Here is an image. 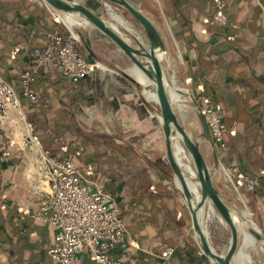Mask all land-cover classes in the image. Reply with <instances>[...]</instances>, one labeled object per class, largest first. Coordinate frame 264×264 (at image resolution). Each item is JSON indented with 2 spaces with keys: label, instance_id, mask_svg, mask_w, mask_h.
<instances>
[{
  "label": "crops",
  "instance_id": "obj_1",
  "mask_svg": "<svg viewBox=\"0 0 264 264\" xmlns=\"http://www.w3.org/2000/svg\"><path fill=\"white\" fill-rule=\"evenodd\" d=\"M148 1L159 7L160 22L171 41L169 47L166 44L168 53L163 63L176 69L180 60L193 93L208 94L227 110L225 122L230 132L226 148L220 149L215 184H221L227 192L232 180L245 196L251 212L230 205L252 227L253 220L243 214L248 210L254 224L264 233V0H226L224 11L229 12L237 25L224 33L209 23L213 0ZM50 30L62 31V28L57 14L42 0H0V76L18 90L19 75L30 64L32 50L45 47L46 32ZM50 80L43 76L38 84L48 88ZM86 80L93 95L88 109L98 115H115V122L111 121L109 128L147 131L150 123L146 121L142 103L136 100L131 82L117 74ZM54 104L52 98L47 115L54 114ZM29 109L27 102L20 110L11 109L0 131V264H52L48 251L55 245L56 229L35 217L50 192L48 164L41 155L49 140L42 142L34 136V131H29ZM160 133L164 135L162 126L158 130L154 127L151 139L158 140V145H161ZM162 144L165 146V137ZM206 147L210 151L207 144ZM237 169L251 177L262 176L261 188L249 193ZM142 176L146 184L141 190L135 187L132 192L123 185L125 196L120 191L125 200L127 229L134 242L127 253H119L127 264H156L158 248L174 232L172 227L170 233L166 229L169 220L163 215L177 208L175 200H169L172 190L176 191L171 187L173 177L166 176L147 157L146 174ZM179 197L184 203L182 196ZM180 215L179 210L173 217L178 220ZM173 263L191 264L179 251ZM76 264L98 263L83 251Z\"/></svg>",
  "mask_w": 264,
  "mask_h": 264
},
{
  "label": "built area",
  "instance_id": "obj_2",
  "mask_svg": "<svg viewBox=\"0 0 264 264\" xmlns=\"http://www.w3.org/2000/svg\"><path fill=\"white\" fill-rule=\"evenodd\" d=\"M225 6V0H215L211 19L218 25L235 27L224 11ZM50 37L51 41L45 47L33 51L35 63L29 64L20 75L19 93L0 76V131L11 109L20 110L23 103L40 100V96L31 89L37 66L46 65L56 56L65 76L74 81L91 77L94 66L78 52L76 37L60 33ZM197 100L214 143L225 149L224 137L228 131L225 109L211 105L204 94L198 95ZM27 126L32 132L33 125L27 121ZM73 148L74 151L62 159L53 157L48 150L41 152L42 159L48 164L50 192L35 217L56 229L55 245L48 251L52 264H76L83 251H87L98 264H127L119 253H127L134 242L120 208L122 194L119 190H108V179L96 181L86 178L74 163L80 150L75 145ZM241 178L248 192L252 193L259 185L256 176ZM175 253L174 247L162 245L158 248L156 264H174Z\"/></svg>",
  "mask_w": 264,
  "mask_h": 264
},
{
  "label": "trees",
  "instance_id": "obj_3",
  "mask_svg": "<svg viewBox=\"0 0 264 264\" xmlns=\"http://www.w3.org/2000/svg\"><path fill=\"white\" fill-rule=\"evenodd\" d=\"M225 2L227 7V1L225 0ZM214 9L215 0H213V9L209 19L210 25L212 27H217L219 30H221V33H224V30L227 28H233V26L230 25L221 26L214 23L211 19ZM225 13L228 16L229 21L232 24L237 25V22H235L232 16L229 15L227 10ZM46 33V45L51 41L50 35L52 34L60 33L67 35L66 33H63V31L58 30H50ZM225 35L227 34L225 33ZM34 50H32V53ZM77 50L80 55L88 62L91 63L94 60V58L84 49V47H80ZM34 63L35 61L32 57L30 64ZM26 70L27 67L20 73V75ZM20 75L19 90L12 83H10L6 77L3 75H1V77L11 84L19 93L21 91ZM43 76L50 77V87L44 88L39 86L38 81L43 78ZM31 89L34 91V93L40 96V100L37 102L27 103V105L30 106V114L28 115V119L34 127V136L42 142L49 140V144H47L45 147L46 150L50 151L53 157L58 159L66 157V155L74 151L73 147L75 145L80 150V154L75 158L74 163L86 178L96 181L108 179V190L112 192L117 190L122 191L124 196L125 186L128 187V190L132 192L133 190L135 191V187L140 190L142 189L144 184H146V178L143 176L132 175L133 173L127 170L124 166L128 164L130 165V163L133 162L132 154H135L133 149L129 148V145L121 138L114 137L106 132L99 133L93 131V129H87V127L83 126V124L78 119L77 116L83 108L86 100L91 98L89 84L86 79L74 81L73 79L65 76L60 67L59 61L55 56L46 65L37 66V71L34 74V80L31 83ZM205 97L208 99L211 105L224 108L222 105L212 100L208 94H205ZM52 98L55 100L53 108L54 114H49V116L45 112L47 109L51 108L50 101ZM225 111L226 119L228 113L226 109ZM225 123L227 125V122ZM228 132H230L229 128L224 137L226 146V137ZM216 148L219 155L221 148L217 144ZM164 166H167V164ZM236 171L239 172L238 169ZM240 175L244 177H251L245 173H240ZM256 177L259 178V185L252 193L257 192L263 183L262 176ZM240 180L241 183L244 184L243 179L241 178ZM120 183L122 185H120ZM176 197L177 200L175 199ZM179 198L180 197L178 193L172 190L171 194L169 195V200H175L174 204L175 208H177L174 211H171L172 213L170 211H166L163 213V215L164 219L166 218L169 220V225H166V229L170 233L172 227L174 231L172 235L173 238L172 236L169 237L168 240H164V242L162 241V244L172 246L176 249V252L179 251L183 253V255H186V257L189 259V263L191 264H205L197 254L199 250L193 237L187 233L186 229L191 225V219L185 204ZM124 201L123 199L120 201V208L125 221ZM179 210L181 215L177 220L175 217H173V215H175ZM208 264L215 263L209 261Z\"/></svg>",
  "mask_w": 264,
  "mask_h": 264
},
{
  "label": "rangeland",
  "instance_id": "obj_4",
  "mask_svg": "<svg viewBox=\"0 0 264 264\" xmlns=\"http://www.w3.org/2000/svg\"><path fill=\"white\" fill-rule=\"evenodd\" d=\"M82 4H85L87 7H89L91 10H93L97 15L101 16L102 18L106 20H114V17L112 14H110L107 11V8L104 4V1L102 0H78ZM130 2H134L133 4L137 7L139 6L141 9L144 10V12L150 16L152 21L156 24L158 27L160 33L162 32L164 35H162L165 45L167 44L168 47L171 43L169 39V35L167 34L166 30L163 27V23L160 22L159 17V7L148 0H129ZM114 9L115 13L121 20L123 21L122 24L124 25H118L119 30L123 34L125 38L129 40V42L135 46H137L136 41L134 40L133 36L129 37L128 32H130L134 37H141L143 38L145 46L147 44L148 46V40L147 37L141 28V26L124 10L116 7L113 4H110ZM57 19L59 24L61 25L63 33H66L70 37H78L81 33L82 37L85 39V41L88 43L90 48L96 53V55L100 58L102 61V64L98 65V62L96 60H93L91 64L94 66L93 73L91 75L92 78H103L106 77V75H113L116 76V73L112 70L122 69L126 70L128 73L131 74L130 68L133 66L132 61L99 29H97L94 25L90 24H83L74 27L72 30L69 29L66 24L61 20V18L57 15ZM117 24V22H116ZM75 35V36H74ZM165 38V39H164ZM139 39V38H138ZM166 45V47H167ZM77 46L78 48L83 47L79 40H77ZM167 47V48H168ZM173 50L172 48H170ZM164 66L166 67L168 74L172 78L174 85L178 87L179 89L191 92L193 91L190 88L189 80L187 79L182 62L179 60L177 62V68L168 66L167 63H164ZM104 68L107 71L99 70V68ZM118 75V74H117ZM90 77V78H91ZM88 82V80H87ZM89 88H90V83ZM131 85V84H130ZM143 86V85H142ZM131 89L134 90L136 100L142 103V107L145 112L146 121H149L150 124L146 126L147 131L142 132L138 129H132V128H122V127H116L115 129L109 128L111 121L115 122V115L112 114H101L98 115V113L92 111V109H88L93 102V98L90 94V99L86 100L83 108L81 109L80 113L78 114V119L83 124V126H86L87 129H93L95 132H106L114 137L123 139L129 146V148L133 149L135 154H132L133 162L130 163V165H124L125 168L131 173L132 175H138L142 176L146 174V157L150 159L151 161H154L157 166H160V169L163 171V173L168 176L171 179L172 172L167 166H163L166 163V157H165V146L162 144V141H164V135L161 134V145H158V140L151 139L153 136V129L155 127V130L157 128L160 129V120L158 116H160V112L158 110L159 105L152 101L148 100L143 95V88H137L130 86ZM144 87V86H143ZM152 88L154 89V86L152 85ZM195 98L197 99V95H195ZM181 109L177 108V112L179 115L180 120L182 121L183 125L187 129V131L194 136H199L201 134V128L199 125V122L197 120V117L195 115V110L193 107V104L188 96L185 97V101L181 102ZM103 118V119H102ZM105 122H104V121ZM113 123V122H112ZM114 125V123H113ZM108 127V129H106ZM152 131V132H150ZM157 143V144H156ZM206 142L204 140L201 141V149L203 154L205 155V158L208 163L212 164V155L209 150H207ZM160 161V164L159 162ZM171 182V181H170ZM220 191L222 192L223 196L227 200L229 204L234 206L236 209H240L242 207L247 208V200L243 193L239 190V188L234 184V182L231 180V187L230 189L225 192L222 188L221 184L216 185ZM171 187H173L180 196L179 191L177 190L176 184L171 182ZM229 192V193H228ZM214 209V208H213ZM249 210V209H248ZM250 211V210H249ZM214 212L217 214L218 217L219 214L214 209ZM251 212V211H250ZM212 217L206 218V229L208 231V236L211 241V243L215 246L218 253L225 254L227 252V248L229 246L230 242V229L226 224H223L219 218L215 215ZM190 215V213L188 212ZM250 218L254 221L253 215L250 213ZM191 219V218H190ZM187 233L191 235L196 243V246L199 250L197 253L198 256L201 258V260L208 264L209 261H211L208 257L202 253L199 241L195 235V232L192 228V222L189 228L186 229ZM263 246V245H262ZM249 255L252 257V260L256 264H264V253H261L259 255L256 254L255 251H250Z\"/></svg>",
  "mask_w": 264,
  "mask_h": 264
},
{
  "label": "water",
  "instance_id": "obj_5",
  "mask_svg": "<svg viewBox=\"0 0 264 264\" xmlns=\"http://www.w3.org/2000/svg\"><path fill=\"white\" fill-rule=\"evenodd\" d=\"M42 1L52 12L57 14L59 17H61L62 15H75L82 16L90 20L92 25H94L97 29L104 33L132 61L133 65L138 70H140L153 85L156 86V89L159 93L158 110L161 117L160 123L165 137V157L167 160L166 164L172 172L173 181L176 184L177 190L182 196V199L184 200V203L190 213L192 228L199 241L200 249L202 253H204V255L215 264H237L239 245L238 229L232 217L228 215L229 211L226 212L227 210L222 209L223 205L220 202L222 201V197L220 196V194L222 195V193H220L216 189V186H214L211 171L208 169V163L200 147L201 144H193L188 136H181L184 142L190 145L191 154L194 158L195 170L203 187L201 192L209 191L211 197L216 196L220 207V213L224 217V220L226 221L230 229L231 244L225 254H219L215 246L211 243L206 226H204L200 219V213L204 211L205 202L203 203V201L199 200L198 195H196L187 174L178 164V161L175 157V138L178 135L180 136L182 131H187V129L179 122L177 116V106L175 104L174 97L171 91V84L168 81L164 69L156 58L154 44H157L164 52L168 50L156 24L144 11L135 7L129 0H102L104 2H114L120 4L124 8V11H126L141 26L150 41L149 49H146L136 37H134V40L136 41L137 46L128 43L122 37V35L118 33L111 20H106L97 15L93 10H91L89 7H87L85 4H82L78 0ZM127 33L129 37H132L131 33H129L128 31ZM78 40L84 47V49L94 58V60H96L98 64L103 65L100 58L90 48L88 43L82 37L81 33L79 34ZM112 71L127 79L135 87L143 88L142 84L126 70L117 69ZM185 92L186 95L190 97L195 110V115L201 126V134L195 137H200L201 139L206 141L212 155L213 169L219 170V155L205 115L202 112L201 106L198 100L195 98L194 94L188 91ZM225 201L227 204H229L226 199ZM252 233L257 240H259L260 242H264V233H262V231L257 227L256 224L255 230H253Z\"/></svg>",
  "mask_w": 264,
  "mask_h": 264
},
{
  "label": "bare ground",
  "instance_id": "obj_6",
  "mask_svg": "<svg viewBox=\"0 0 264 264\" xmlns=\"http://www.w3.org/2000/svg\"><path fill=\"white\" fill-rule=\"evenodd\" d=\"M110 4L115 5L116 7L124 10V8L117 3L114 2H104L107 11L112 14V16L114 17V20H111L112 24H114V26L116 27L118 33H120L122 35V37L128 42L129 40L127 38H125L123 36V34L121 33V31L119 30L118 25H121L124 27V25L122 24V20L121 18H119L117 16V14L115 13V9L118 10L117 8H113ZM134 5V4H133ZM135 7H137L136 5H134ZM138 9H140L139 7H137ZM61 20L66 24V26L69 29H73L76 26L79 25H83V24H92L90 20H88L85 17L82 16H75V15H62ZM117 22V24H116ZM126 26V25H125ZM130 33V32H129ZM146 35V34H145ZM75 36V35H74ZM134 38V35H132ZM76 37V36H75ZM147 37V36H146ZM78 38V37H77ZM139 38V39H138ZM138 41L141 44H144V40L141 37H137ZM148 40V46L147 44L145 46H143L146 49H149V45H150V41L149 38L147 37ZM155 46V53H156V58L159 61L160 65L162 66V68L164 69V72L168 78V81L171 84V91H172V95L174 97V101L175 104L177 106V108L181 109V102L185 101V97L188 96L186 95L185 90L179 89L178 87H176L174 85V82L172 80V78L170 77V75L168 74V71L166 69V67L164 66V59L165 56L168 53V50H166L165 52L157 45L154 44ZM149 63V61H148ZM99 65V64H98ZM100 70L102 71H107L104 68H100L98 67ZM131 71V75L133 77H135L144 87H143V95L145 98H147L148 100H152L154 102H156L158 104L159 101V93L156 89V86L153 85L148 78L140 71L138 70L134 65L130 68ZM152 85L154 86V89L152 88ZM189 97V96H188ZM190 98V97H189ZM177 116L179 119L180 124L183 125L182 121L179 118L178 112H177ZM159 120H161V117L158 116ZM185 136H188L189 139L193 142V144L195 143H199L201 144V141L203 139L196 138L194 135H191L189 132L187 131H182L181 135L177 136L175 138V157L178 161V164L181 166V168L183 169V171L187 174L189 181L192 184V187L196 193V195H198V198L200 201H203V203L205 202V207H204V211H202V213H200V219L201 222L204 224V226H206V218L207 216L212 217L214 215V209L217 211V213L219 214L220 217L217 216V214L215 213V215L219 218V220L223 223L226 224V221L224 220V217L222 216V214L220 213V207H219V203L216 199V196L211 197L209 191L207 192H201V190L203 189L200 181H199V177L197 175V172L195 170V165H194V158L191 154V150H190V145L188 143H185L183 138ZM182 136V137H181ZM33 138V137H32ZM205 141V140H204ZM208 169L211 171V176H212V181L214 183V186H216L215 181H214V176L215 174L218 172V170L213 169V166H208ZM216 189L220 192V190L218 189V187L216 186ZM221 193V192H220ZM203 194V195H202ZM223 195V194H222ZM220 194V196L222 197V201H220L222 203V209L227 210L226 212H228V215L230 217H232L234 223L237 226L238 229V237H239V245H238V256H237V264H256L253 260L252 257L249 255L250 251H255L257 255L261 253H264V246H262L256 239V237L253 235L252 231L255 230V224L252 221V227L249 225V223H247L243 217L229 204L226 203L224 196H222ZM198 200V201H199ZM214 208V209H213ZM243 214L245 216V218L250 219V213L248 210H244ZM228 226V225H227ZM264 244V242H261ZM231 244V237H230V242H229V246ZM228 246V248H229ZM227 248V250H228ZM221 254V253H219Z\"/></svg>",
  "mask_w": 264,
  "mask_h": 264
}]
</instances>
